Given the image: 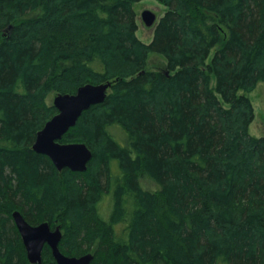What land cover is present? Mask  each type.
Returning a JSON list of instances; mask_svg holds the SVG:
<instances>
[{
	"label": "trees",
	"instance_id": "1",
	"mask_svg": "<svg viewBox=\"0 0 264 264\" xmlns=\"http://www.w3.org/2000/svg\"><path fill=\"white\" fill-rule=\"evenodd\" d=\"M138 1L0 0V264H58L48 244L29 260L15 210L91 264H264V136L240 93L264 81V0H158L150 43ZM106 81L59 140L87 170L58 169L33 148L50 94Z\"/></svg>",
	"mask_w": 264,
	"mask_h": 264
},
{
	"label": "water",
	"instance_id": "2",
	"mask_svg": "<svg viewBox=\"0 0 264 264\" xmlns=\"http://www.w3.org/2000/svg\"><path fill=\"white\" fill-rule=\"evenodd\" d=\"M142 17L147 26H154L157 22V14L150 9L144 10ZM111 85V81L86 83L75 93L57 94L53 104L58 112L38 131L33 148L48 155L60 170L66 167L73 171L87 170L93 158V151L88 145L85 142L63 143L59 140L77 123L85 110L106 99ZM13 218L32 263L42 262L43 249L48 244L58 264H91L94 258L92 252L72 256L61 250L63 232L59 225L52 227L48 221L32 224L19 210L13 212Z\"/></svg>",
	"mask_w": 264,
	"mask_h": 264
},
{
	"label": "rangeland",
	"instance_id": "3",
	"mask_svg": "<svg viewBox=\"0 0 264 264\" xmlns=\"http://www.w3.org/2000/svg\"><path fill=\"white\" fill-rule=\"evenodd\" d=\"M134 8L137 14L138 22V36L146 43H150L154 36V26H147L142 18V12L146 9H150L157 14V21L163 16L168 9V6L159 2L158 0H141L134 4ZM167 60L164 55L151 52L148 57V69H161L166 70ZM215 85V80L213 81ZM246 93L254 105L255 118L250 125V133L252 135L261 137L264 136V81H261L257 86L247 92L240 91V93ZM56 92H52L48 98L49 103L53 104ZM140 180L142 185L149 190L159 192V184L152 179L146 172L141 173Z\"/></svg>",
	"mask_w": 264,
	"mask_h": 264
},
{
	"label": "bare ground",
	"instance_id": "4",
	"mask_svg": "<svg viewBox=\"0 0 264 264\" xmlns=\"http://www.w3.org/2000/svg\"><path fill=\"white\" fill-rule=\"evenodd\" d=\"M143 18V17H142ZM144 20V19H143Z\"/></svg>",
	"mask_w": 264,
	"mask_h": 264
}]
</instances>
